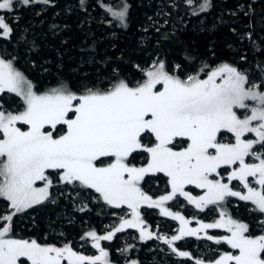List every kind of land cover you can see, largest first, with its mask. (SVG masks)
Instances as JSON below:
<instances>
[{
    "label": "snow or ice",
    "instance_id": "1",
    "mask_svg": "<svg viewBox=\"0 0 264 264\" xmlns=\"http://www.w3.org/2000/svg\"><path fill=\"white\" fill-rule=\"evenodd\" d=\"M33 3L49 0H0V12L14 13L18 6ZM186 4L205 11L208 0L199 5L186 0ZM106 10L124 25L126 4L119 10ZM12 34L5 15H0V37L7 39ZM146 77L135 87L119 81L107 91L87 89L81 95L63 85L38 93L12 61L0 58V94L14 93L24 105L18 113L0 110V198L12 210L0 215V264H62L65 260L67 264H109L102 240L110 241L126 228L138 229L142 240L153 238L142 226V205L159 208L162 215L180 222L178 235L157 236L180 257L190 258V254L177 252L174 243L197 237L235 250L208 264H264V234L251 236L249 226L234 220L226 210L227 198L238 197L264 215V90L228 64L211 71L207 79L189 76L181 80L160 62L146 71ZM238 110H243L242 116ZM225 133L234 142H223ZM138 152L147 154L146 165L131 163ZM247 158L257 162L249 163ZM222 172H228L227 182ZM157 173L168 178L171 192L153 200L141 182ZM54 179L93 189L114 208L126 205L131 209L132 219L122 220L114 231L103 236L86 233L98 255L85 256L67 245L46 246L11 237L13 216L47 201ZM232 181H239L246 194L233 190ZM188 185L205 190L204 194L191 195L185 190ZM177 194L200 210L218 207L219 219L189 228L184 216L164 207ZM207 229H224L229 234L198 235ZM195 264L205 262L196 259Z\"/></svg>",
    "mask_w": 264,
    "mask_h": 264
},
{
    "label": "trees",
    "instance_id": "2",
    "mask_svg": "<svg viewBox=\"0 0 264 264\" xmlns=\"http://www.w3.org/2000/svg\"><path fill=\"white\" fill-rule=\"evenodd\" d=\"M202 2L196 0V5ZM125 4L128 11L122 26L106 9L119 10ZM39 5L47 9L37 14ZM11 14L16 19L6 22L13 34L0 39V54L15 64L38 93L63 85L81 95L87 89L107 91L119 81L135 87L160 62L181 80L204 79L216 67L228 64L264 90V0H208L205 11L189 6L186 0H84L83 5L80 0H49L20 6ZM17 102L22 104L15 94L0 97L7 112H13L10 105ZM130 160L137 167L144 166L147 154L135 153ZM141 188L151 198H159L170 191V184L163 173L149 174ZM232 201H226L229 214L246 223L251 236L261 235L264 216L245 202ZM217 208L199 210L185 202L178 212L200 223H212V217H218ZM11 211L0 198V215ZM120 211L93 189L54 179L47 201L13 216L10 235L46 246L67 245L82 255L95 256L99 251L86 233L103 236L114 231L121 221ZM141 216L156 237L142 240L137 232L125 231L110 241L102 240L109 264H195L196 259L208 264L232 252L227 244L184 237L173 246L177 252H188L190 258L166 259L171 249L155 239L160 233L168 238L176 234V222L151 207H143ZM133 233L134 238L126 239ZM205 235L224 233L215 229Z\"/></svg>",
    "mask_w": 264,
    "mask_h": 264
},
{
    "label": "rangeland",
    "instance_id": "3",
    "mask_svg": "<svg viewBox=\"0 0 264 264\" xmlns=\"http://www.w3.org/2000/svg\"><path fill=\"white\" fill-rule=\"evenodd\" d=\"M111 1V0H110ZM20 6H18L17 8H19ZM16 8V9H17ZM47 8L44 6V5H39L37 8H36V10H35V12H37V14H39V13H41V12H43L44 10H46ZM0 15H5V19L6 20H8V19H11V18H14V19H16L15 18V14H11V13H8V14H5L4 12H0ZM7 23V22H6ZM1 38H3V37H0V39ZM0 58H3V59H5V60H7L5 57H3L1 54H0ZM14 65V67H15V64H13ZM219 67V66H218ZM218 67H216V68H218ZM16 68V67H15ZM215 68V69H216ZM17 69V68H16ZM214 69V70H215ZM18 70V69H17ZM19 71V70H18ZM23 74V73H22ZM24 75V74H23ZM25 76V75H24ZM26 77V76H25ZM27 78V77H26ZM204 79H207V77L206 78H204ZM29 80V79H28ZM185 80H187V79H185ZM217 82L219 83L220 81H219V79L217 80ZM162 86L161 85H157V88L158 89H160ZM34 91H37L36 90V88L34 87ZM7 92H5V93H3V94H6ZM3 94H0V97L3 95ZM7 94H14V93H7ZM20 98V97H19ZM20 101H21V103L23 104V102H22V100H21V98H20ZM249 104H254L255 102H252V101H249L248 102ZM22 104H20V102H17V103H11V105L10 106H12L11 108L13 109V112L12 113H18V112H20V111H23V108H24V105H22ZM0 106H1V104H0ZM0 110H4L3 109V107L2 108H0ZM4 111H6V110H4ZM7 112V111H6ZM238 115H243V110H238ZM17 126L18 127H21L22 128V130H27V126H22V125H20L19 123L17 124ZM0 136H2V134H0ZM248 138H254V134H248ZM148 139V138H147ZM149 140V139H148ZM147 140V141H148ZM146 141V140H145ZM144 141V142H145ZM146 141V142H147ZM223 142H225V143H228V142H234L233 141V139H232V136H231V134H227V133H225L224 134V140H223ZM247 162H249V163H252V162H257V161H254L252 158H247ZM231 171V169H228V172H230ZM228 172H222V175L225 177V182H227V175H228ZM217 178H219V177H217ZM250 181H251V178H250ZM169 184V183H168ZM57 185L58 184H56L55 185V189H57L58 190V188H57ZM37 186H42V182H37ZM59 186H60V184H59ZM58 186V187H59ZM231 187H233V190H235V191H240L242 194H246V189H244L243 188V186H242V184H240V182L239 181H232L231 182V185H230ZM253 186H255V187H257L258 188V185H254L253 184ZM60 188V190H63L64 188L63 187H59ZM185 190L186 191H188V192H190V194L191 195H193V196H196V197H199V196H201V195H203L204 194V191L205 190H203V189H199V188H195V186H192V185H188V186H186L185 187ZM50 191H51V189H50ZM59 192H61V191H59ZM170 192H171V186H170V191H168V193H166V194H170ZM165 194V195H166ZM230 198H232V202H235V203H237V202H245V203H247L250 207V209H252V208H254V205H252L251 204V202H247V201H242V200H240L238 197H228L227 198V200L228 199H230ZM153 200H156V199H159V198H152ZM184 201V202H183ZM185 202H187V200L184 198V197H181V196H179L178 194H177V196L176 197H174V199L172 200V201H166L165 202V204H164V207H166L169 211H171V212H173L174 214L175 213H179L178 212V210L179 209H181L183 206H184V203ZM188 203V202H187ZM189 204V203H188ZM189 205H191L192 207H194V208H196L195 207V205H192V204H189ZM211 206H214V205H210V206H208V207H211ZM143 207H148L147 205H142L141 206V208H140V213H141V210H142V208ZM207 207V208H208ZM151 208H155V207H151ZM120 209H121V211L118 213L119 215V218H120V223L122 222V220H124V219H132V214H131V209H129V208H127V206L126 205H124V206H121L120 207ZM155 209H157L159 212H160V210H159V208H155ZM197 209V208H196ZM206 209V208H205ZM204 209V210H205ZM200 210V209H199ZM217 210H218V217L217 218H215V217H212V219H213V222L215 221V220H217V219H219V211H220V209L219 208H217ZM227 210V209H226ZM227 213H228V215H230L229 214V212H228V210H227ZM180 215H182L183 213L182 212H180L179 213ZM164 216V215H163ZM182 216H184V215H182ZM231 216V215H230ZM264 216V215H263ZM165 217H167V218H169V219H172L171 217H169V216H165ZM185 217V216H184ZM232 217V216H231ZM233 218V217H232ZM141 219H142V216H141ZM185 219H187L190 223L188 224V227L189 228H198L199 227V224H200V222H197V221H194L193 219H192V216H191V218H185ZM234 219V218H233ZM174 222H176V230H177V233L176 234H174V235H178L179 234V228H180V222L178 221V220H174V219H172ZM234 220H236V221H238V222H242V221H239V220H237V219H234ZM144 222V221H143ZM212 222V223H213ZM202 223H204V222H202ZM243 223V222H242ZM115 225V224H114ZM120 225V224H119ZM119 225H117V227L119 226ZM107 226H113V225H107ZM143 227H145L148 231H150L151 232V230H150V228L145 224V223H143V225H142ZM262 229V228H261ZM176 230H175V232H176ZM210 230H215V229H207V230H205V231H203V232H201V233H199L198 235L199 236H204L208 231H210ZM217 230H221L223 233H224V235H228L229 233H227L224 229H217ZM125 231H131V232H137L138 234H139V236H140V232H139V230L138 229H135V228H126L124 231H122V232H125ZM120 233V232H119ZM262 234H264V231H263V233ZM261 234V235H262ZM174 235H172V236H174ZM124 236V235H123ZM134 236H135V233H133V234H131V235H126V239H132V238H134ZM159 236H164V237H167L168 238V236L167 235H164V234H161L160 233V235ZM171 236V237H172ZM156 236L154 235L153 236V238H155ZM170 237V238H171ZM258 237V236H257ZM158 243H159V245H161V246H163V247H165L167 244H165L164 242H163V240H161V239H155ZM177 242V241H176ZM175 242V243H176ZM174 243V244H175ZM165 245V246H164ZM167 248H170L171 249V247L169 246V245H167L166 246ZM76 252V251H75ZM232 252L235 254V250H232ZM78 253V252H77ZM78 254H81V253H78ZM177 256L178 255H176V253H173V252H171V251H168V252H166V254L164 255V257L166 258V259H170V258H172V259H174V260H176L177 259ZM23 259V258H22ZM177 261V260H176ZM176 263H178V264H180V262L179 261H177ZM28 264H30V262H28ZM62 264H67V261L65 260V261H63L62 262ZM206 264V263H205Z\"/></svg>",
    "mask_w": 264,
    "mask_h": 264
}]
</instances>
